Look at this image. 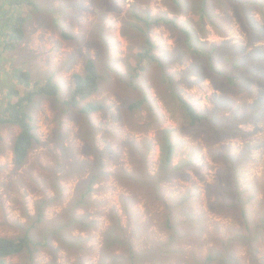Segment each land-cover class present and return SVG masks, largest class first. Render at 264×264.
<instances>
[{
    "label": "rangeland",
    "instance_id": "374dc122",
    "mask_svg": "<svg viewBox=\"0 0 264 264\" xmlns=\"http://www.w3.org/2000/svg\"><path fill=\"white\" fill-rule=\"evenodd\" d=\"M188 1L190 16L175 13L176 0H0V112L20 70L61 89L29 108L37 139L24 166L13 151L20 128H0V237L20 236L44 211L34 231L51 238L37 264H264V0H206L203 20ZM139 14L179 18L183 30L176 20L148 30L162 68L138 60ZM18 17L25 35L13 44ZM89 57L105 82L79 107L105 108L86 117L66 100ZM178 95L210 121L192 128ZM170 143L175 175L164 182ZM138 169L161 189L132 180Z\"/></svg>",
    "mask_w": 264,
    "mask_h": 264
},
{
    "label": "trees",
    "instance_id": "16d2710c",
    "mask_svg": "<svg viewBox=\"0 0 264 264\" xmlns=\"http://www.w3.org/2000/svg\"><path fill=\"white\" fill-rule=\"evenodd\" d=\"M176 1L177 10L175 11V13L178 15L181 13L189 15V1ZM22 3L35 4V0H23ZM196 3L203 6L202 8H200V11L203 14L202 16H204L206 13H209V7H207L206 0H198ZM135 8L136 7L134 6L131 10L132 12L136 13ZM261 10L264 12V6L261 7ZM139 15H136L135 19L137 23L133 27L142 29L140 25H146L145 31L147 32L145 33L146 35L144 37L145 40L143 43V48L137 53L138 60L143 61L148 59L153 61L154 63L156 62L162 68V61L154 53L156 46L151 41V37L147 36L148 30L151 26L159 25L160 23L175 26L173 23V21L175 20L178 21V24L175 27L181 28V30H183L181 25L179 24V18L176 16L171 20L167 15H163L164 17H161V20L152 21L149 16L147 18L146 16H142V14ZM165 18H167V22L165 21ZM203 19L204 18H202L201 20ZM12 24L14 25L11 26V30L7 39H9V41L13 44L20 43L24 39L25 35V20L23 17H18ZM190 34L191 33L185 34L188 37V46H191ZM62 35L66 38L69 37L66 32H62ZM231 60L234 62V68L236 69V60ZM211 66L214 67V65ZM99 72L100 71L98 69L96 60L93 57H89L84 67L83 73H76L73 76L74 89L70 98L66 100L68 105H72L74 108H78L82 102L87 100L94 93L99 92L101 83L105 82ZM229 79L238 80V72H236L235 76H231ZM17 84L19 86H12V88L8 92V99L3 106L4 109L0 112V128L2 126H17L20 128V134L16 137L13 151L15 164L17 166H24L28 161L31 151L35 148V140L37 139L35 134V126L33 124V117L29 112V108L38 98L58 97L59 95H61V89L53 77H49L44 81L33 80L30 73L21 70L17 74ZM17 87H22L24 91ZM145 102L146 99L138 100L137 102L131 103L130 108L132 110L144 109ZM180 102L186 112V115L190 119V126L192 128H195L202 122L210 121V116H208V114H206L205 112H200L189 101L181 97ZM104 108L105 106L101 102L88 101L78 109L82 116L87 117L90 114L102 111ZM168 145L169 146H167L164 151L163 158L166 165V174L161 181L164 182L175 175V172H170V169L173 165L174 147L172 144ZM93 148L98 151L95 146H92V149ZM95 175L97 174L93 173L92 178L89 180L87 191L81 194L80 200L78 201L79 203H86L87 197L91 196L92 192L95 190L94 185L99 182L98 177ZM129 175L132 180H134L138 184H144L149 187H154L153 189L156 190L161 189V183L159 182L160 180L158 179V177L152 175H148L145 177L142 174V169H138L135 173H129ZM153 183L156 184L153 185ZM262 202V208L259 212L258 218L264 220V201ZM243 214L246 218H248L246 212H244ZM78 218H88V216ZM44 219V211H42L40 212L38 217L35 218V226L27 227L23 234H21L20 236L0 237V264H11L9 259L15 257H20L23 264H37L36 255L38 251H40L46 245V242L51 238L50 235L48 237V235H46L45 233L41 235L39 231H34L37 228L38 224L42 223ZM49 234H51V232ZM221 258L222 255L220 253H215L210 254L207 259L211 261H219Z\"/></svg>",
    "mask_w": 264,
    "mask_h": 264
},
{
    "label": "clouds",
    "instance_id": "9594fccd",
    "mask_svg": "<svg viewBox=\"0 0 264 264\" xmlns=\"http://www.w3.org/2000/svg\"><path fill=\"white\" fill-rule=\"evenodd\" d=\"M205 7H206V6H205ZM204 17H206V19H207V18L210 17V14H209V13H206L204 16L201 17V19L204 18ZM202 123H203V122H202ZM170 144H172V143H170ZM172 145H173V144H172ZM173 147H174V146H173Z\"/></svg>",
    "mask_w": 264,
    "mask_h": 264
},
{
    "label": "bare ground",
    "instance_id": "6f19581e",
    "mask_svg": "<svg viewBox=\"0 0 264 264\" xmlns=\"http://www.w3.org/2000/svg\"><path fill=\"white\" fill-rule=\"evenodd\" d=\"M139 46V45H138ZM107 55V54H106ZM108 56V55H107ZM166 123V122H165Z\"/></svg>",
    "mask_w": 264,
    "mask_h": 264
}]
</instances>
